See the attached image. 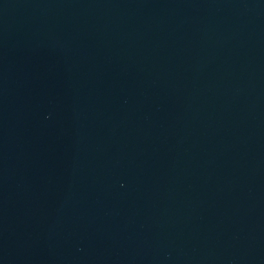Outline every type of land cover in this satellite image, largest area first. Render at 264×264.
I'll return each instance as SVG.
<instances>
[{
    "label": "water",
    "instance_id": "1",
    "mask_svg": "<svg viewBox=\"0 0 264 264\" xmlns=\"http://www.w3.org/2000/svg\"><path fill=\"white\" fill-rule=\"evenodd\" d=\"M0 264H264V0H0Z\"/></svg>",
    "mask_w": 264,
    "mask_h": 264
}]
</instances>
